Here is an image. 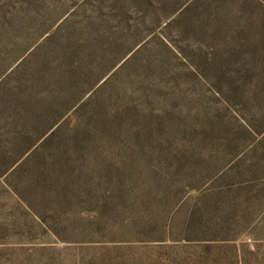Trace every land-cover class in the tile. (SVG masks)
<instances>
[{
	"label": "rangeland",
	"instance_id": "1",
	"mask_svg": "<svg viewBox=\"0 0 264 264\" xmlns=\"http://www.w3.org/2000/svg\"><path fill=\"white\" fill-rule=\"evenodd\" d=\"M0 264H264V0H0Z\"/></svg>",
	"mask_w": 264,
	"mask_h": 264
}]
</instances>
